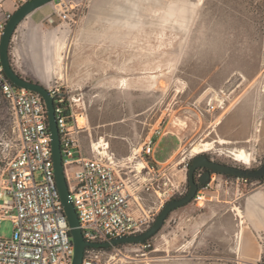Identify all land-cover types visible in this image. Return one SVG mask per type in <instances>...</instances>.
<instances>
[{"label": "rangeland", "instance_id": "374dc122", "mask_svg": "<svg viewBox=\"0 0 264 264\" xmlns=\"http://www.w3.org/2000/svg\"><path fill=\"white\" fill-rule=\"evenodd\" d=\"M65 1L73 4L69 16L55 14L47 23L59 30L58 59H46L47 70L85 100V153L92 154L94 141L106 140L125 158L158 128L170 132L160 136L154 157H172L183 179L195 147L206 144L212 148L204 153L217 159L247 167L233 153L245 149L252 157L248 166L261 165L264 0ZM123 78L127 87L120 85ZM211 104L214 110H208ZM14 136L12 113L0 93V151L8 154L6 143ZM214 176L202 189L204 200L170 213L150 250L124 244L117 264H241L244 221L239 224L234 208L264 180L238 185L233 177ZM12 233V220L1 219L0 236Z\"/></svg>", "mask_w": 264, "mask_h": 264}, {"label": "built area", "instance_id": "2783aa9c", "mask_svg": "<svg viewBox=\"0 0 264 264\" xmlns=\"http://www.w3.org/2000/svg\"><path fill=\"white\" fill-rule=\"evenodd\" d=\"M56 6L61 18L73 9L65 0H58ZM11 15L6 13L0 21V41ZM48 89L55 103L64 172L85 239L105 242L146 231L160 208L185 192L189 163L183 179L172 157L162 162L154 157L160 136L170 131L157 128L140 150L133 147L134 161L130 156L119 158L106 140L100 147L92 143L93 155L88 156L82 145L88 126L78 121V116L88 117L85 100L68 83L55 80ZM0 93L11 110L15 133L6 143L8 154L0 151V220L8 217L13 222L12 236H0V264H73L75 246L57 187L45 100L38 92L13 83L1 58ZM214 109V104L209 105L208 110ZM233 178L237 184L249 180ZM212 180L197 191L195 202L204 200L202 189L211 186ZM257 237L264 254V234ZM152 239L137 245L150 250ZM123 245L87 247L82 264H117Z\"/></svg>", "mask_w": 264, "mask_h": 264}, {"label": "water", "instance_id": "95a60500", "mask_svg": "<svg viewBox=\"0 0 264 264\" xmlns=\"http://www.w3.org/2000/svg\"><path fill=\"white\" fill-rule=\"evenodd\" d=\"M53 1L54 0H28L13 12L12 16L7 21L6 27L2 33V37L0 41V58L1 61L3 62L7 76L11 79L13 83H15L18 86H22L30 90H33L35 92H38L45 100L48 110V116H49V128L52 137V150H53L57 187L59 189L61 199L63 201L65 213L69 220L71 235L75 246L73 264L83 263L85 251L87 247L111 248L118 244H131V243L137 244V243H142L147 239L155 236L158 233V231L164 226L166 220L168 219L170 213L173 210L185 206L188 203H190L192 200H194V197L199 189V183H197L194 178V172L198 167H202V166L208 167L210 170H214L227 175L240 176V177L262 178L264 176V162L259 168H252L249 166L236 167L210 160L207 158L205 153L195 155L193 157V163L189 167V181H190L189 191L179 198L175 197L169 200L164 205V207L160 211L155 221L146 231L135 235L120 236L105 242L87 241L80 227V220L78 217V213L73 203L72 196L70 194L64 172L62 149H61V138H60V131L55 113L54 98L47 86H45L40 82L27 79L26 77L18 73V71H16L10 54L11 41L20 23L34 10ZM209 174L210 171H207L205 174L201 176L200 182L202 184H206L208 182Z\"/></svg>", "mask_w": 264, "mask_h": 264}, {"label": "crops", "instance_id": "0c3cea01", "mask_svg": "<svg viewBox=\"0 0 264 264\" xmlns=\"http://www.w3.org/2000/svg\"><path fill=\"white\" fill-rule=\"evenodd\" d=\"M17 6L19 5L16 0L9 1L5 5L1 4L0 16L2 19L6 13L14 12ZM56 7V3L53 1L28 15L15 31L10 49L16 71L27 79L40 82L47 87L53 84L55 78L59 77L60 79L59 75L48 72L47 64L49 65L50 62L46 61V59H51L53 63L55 59H58L56 37H58L59 30L47 24L52 22L51 18L56 16ZM65 33L66 31L63 30L62 36H65ZM65 48L67 45L62 50L63 64L66 63ZM62 72L65 73L63 70ZM95 143L102 145L101 141H94V146H96ZM86 154L88 155V153ZM92 155L93 153L88 156ZM239 206L244 213V232L242 239L239 238L241 243L238 247L241 264H264V254L257 237V234H264V186L246 194ZM237 218L239 224L242 225L241 217Z\"/></svg>", "mask_w": 264, "mask_h": 264}, {"label": "bare ground", "instance_id": "6f19581e", "mask_svg": "<svg viewBox=\"0 0 264 264\" xmlns=\"http://www.w3.org/2000/svg\"><path fill=\"white\" fill-rule=\"evenodd\" d=\"M120 85L127 87L129 85L127 79L123 78L121 80ZM78 121H79L80 124L87 123V117L86 116H84V117L83 116H78ZM218 142L225 143L227 141L224 138H220ZM100 144H103V141H101ZM104 144H105V142H104ZM95 145L98 146V147L101 146V145H98V143H95ZM204 147L205 148L203 150L200 149V147H195L193 155L194 156L195 155H198V154H200L202 152H205L207 150H210L212 148L211 147V144H206ZM233 153L235 155V159L243 161L246 165H248L251 162V160H252V157H251L250 153L248 151H246L245 149L237 150V151H235ZM130 158L133 159V161H134L135 156L132 155V156H130ZM128 160H129V158H128ZM234 209L236 210L237 214L242 217L241 222H243L244 221V218H243V216H244L243 210L241 208H239L238 206H236ZM126 257H129V256H126Z\"/></svg>", "mask_w": 264, "mask_h": 264}, {"label": "flooded vegetation", "instance_id": "af4514ba", "mask_svg": "<svg viewBox=\"0 0 264 264\" xmlns=\"http://www.w3.org/2000/svg\"><path fill=\"white\" fill-rule=\"evenodd\" d=\"M202 153H204V152H202ZM200 154H201V153H200ZM206 156H207L208 159L213 160V161H216V162H220V163H223V164H228V165H232V166H236V167H243V166H241V165H237V164H235V163H229V162H227V161H223V160L217 159V158H215V157H213V156H211V155H209V154H206ZM263 162H264V160H263ZM263 162L261 163V165L263 164ZM192 163H193V157L191 158V163H189V167H190V165H191ZM261 165H259L258 167H254V168H259ZM247 166H248V165H247ZM207 171H210L208 182L211 181V179H212V177H213L214 174H216V173H218V174H223V173H220V172H217V171H214V170H210L208 167H203V166H202V167H198V168L195 170V172H194V178H195V181H196L197 183H199V189H200V186H201V185L204 186V184H202V183L200 182V178H201V176H202L203 174H205ZM223 175H227V174H223ZM201 188H202V187H201ZM189 189H190V181H189V168H188V180L186 179V186H185V188H184L185 192H184L182 195L186 194V193L189 191ZM199 189H198V190H199ZM182 195L178 196L177 198L181 197Z\"/></svg>", "mask_w": 264, "mask_h": 264}, {"label": "trees", "instance_id": "16d2710c", "mask_svg": "<svg viewBox=\"0 0 264 264\" xmlns=\"http://www.w3.org/2000/svg\"><path fill=\"white\" fill-rule=\"evenodd\" d=\"M28 1V0H27ZM227 176H229V177H234L233 175H227ZM249 179H253V180H264V176L262 177V178H249ZM201 187H203V185H201L200 186V188ZM173 199V198H172ZM154 237V236H153ZM153 237H151V238H153ZM151 238H149V239H151Z\"/></svg>", "mask_w": 264, "mask_h": 264}]
</instances>
